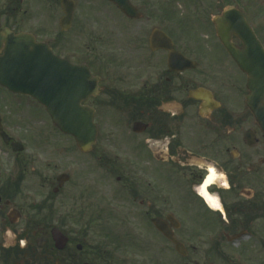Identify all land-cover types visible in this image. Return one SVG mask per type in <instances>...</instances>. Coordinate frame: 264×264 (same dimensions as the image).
Listing matches in <instances>:
<instances>
[{"label":"flooded vegetation","instance_id":"1","mask_svg":"<svg viewBox=\"0 0 264 264\" xmlns=\"http://www.w3.org/2000/svg\"><path fill=\"white\" fill-rule=\"evenodd\" d=\"M173 1L129 0L130 18L105 0H0V30L27 37V76L53 79L97 129L88 151L43 136V107L0 86V264H108L105 234L73 213L97 197L135 204L192 251L264 236V131L216 34L228 11L233 47L250 30L264 51V0Z\"/></svg>","mask_w":264,"mask_h":264},{"label":"rangeland","instance_id":"2","mask_svg":"<svg viewBox=\"0 0 264 264\" xmlns=\"http://www.w3.org/2000/svg\"><path fill=\"white\" fill-rule=\"evenodd\" d=\"M92 8H104L100 0H90ZM180 1H173L176 8H180ZM41 71L36 72L40 77ZM34 77V76H33ZM47 121V124H46ZM42 128L43 136H56L45 118L37 128ZM47 134V135H46ZM126 194H123L125 197ZM96 197V196H95ZM115 197V196H114ZM122 197V195H121ZM108 198V197H107ZM97 199L101 200L99 197ZM84 200L74 209V215L93 220V233L97 237L105 234L108 242V263L111 264H264V237L259 241L255 239H243L233 241V244H221L218 251H213L211 240L206 237L196 242V248L192 251L186 244L188 256L181 259L161 236L153 231L148 223L137 219L135 204L122 200L102 201ZM76 210V211H75ZM63 211V210H62ZM68 211V210H67ZM73 211V210H72ZM77 212V213H76ZM96 238V237H95ZM223 239H219L221 243ZM212 241H216L213 239ZM100 241L97 239V243ZM213 242V243H214ZM117 260V261H116ZM119 261V262H118Z\"/></svg>","mask_w":264,"mask_h":264},{"label":"water","instance_id":"3","mask_svg":"<svg viewBox=\"0 0 264 264\" xmlns=\"http://www.w3.org/2000/svg\"><path fill=\"white\" fill-rule=\"evenodd\" d=\"M112 2L118 9L124 12L127 16L133 17V7L129 4L128 0H108ZM217 34L220 38L221 43L225 47L227 53L237 62L238 66L248 75V89L251 93L248 99V106L251 109L257 123L264 128V110L258 107L262 101L264 103V67L262 69L254 68L255 53L258 50V46L247 45L242 51H237L229 43V36L223 31L218 30ZM248 34V33H247ZM252 34H248L247 41H253ZM25 40L24 35L14 36L8 31H0V51L4 49L15 48V43ZM156 38L153 40V44ZM23 49V47H19ZM251 57V61H250ZM264 58V53L262 54ZM22 64L23 62L19 59L12 57L10 60L5 57H0V84L7 87L9 90L17 93H22L31 96L33 99L38 101L44 106L47 114L50 116L52 123L64 134L73 136L78 145L81 148L90 146L91 142H86L85 139L89 136H85L83 130L78 121H80L79 113L75 112L74 117H71L68 111L62 110L63 107H59L55 104L53 96L51 94H42L37 91L36 84L40 79L29 80L22 76ZM264 64V63H263ZM10 66L8 69L7 67ZM252 67V68H251ZM11 71V77H4L5 71ZM261 103V104H262ZM61 105V104H60ZM75 121V122H74ZM153 224L155 227L174 245L175 250L181 256H186V252L183 246L173 238L170 231H167L163 224L159 220H154ZM54 239L55 234H53Z\"/></svg>","mask_w":264,"mask_h":264},{"label":"bare ground","instance_id":"4","mask_svg":"<svg viewBox=\"0 0 264 264\" xmlns=\"http://www.w3.org/2000/svg\"><path fill=\"white\" fill-rule=\"evenodd\" d=\"M22 66L23 67H25L26 69H28V70H31V68L29 67L28 68V66H27V64L26 63H23L22 64ZM25 68H23L21 71H22V74H25V75H27V73H29L28 71H26V69Z\"/></svg>","mask_w":264,"mask_h":264}]
</instances>
